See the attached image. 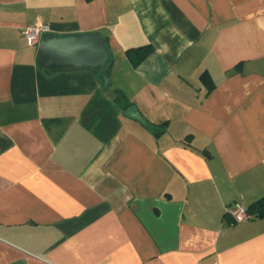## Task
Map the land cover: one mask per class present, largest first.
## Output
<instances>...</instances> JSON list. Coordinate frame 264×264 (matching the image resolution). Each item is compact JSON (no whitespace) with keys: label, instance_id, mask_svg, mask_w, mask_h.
Masks as SVG:
<instances>
[{"label":"crops","instance_id":"1","mask_svg":"<svg viewBox=\"0 0 264 264\" xmlns=\"http://www.w3.org/2000/svg\"><path fill=\"white\" fill-rule=\"evenodd\" d=\"M41 24L108 38L110 85L47 74ZM263 197L264 0H0V264H264L228 214Z\"/></svg>","mask_w":264,"mask_h":264},{"label":"water","instance_id":"2","mask_svg":"<svg viewBox=\"0 0 264 264\" xmlns=\"http://www.w3.org/2000/svg\"><path fill=\"white\" fill-rule=\"evenodd\" d=\"M37 63L49 75L87 70L102 76L104 84L110 85V69L114 60L106 38L99 34L62 36L45 33L37 47ZM126 114L147 123L136 105L131 106Z\"/></svg>","mask_w":264,"mask_h":264},{"label":"trees","instance_id":"3","mask_svg":"<svg viewBox=\"0 0 264 264\" xmlns=\"http://www.w3.org/2000/svg\"><path fill=\"white\" fill-rule=\"evenodd\" d=\"M108 38H106V43L108 45ZM154 52V48L152 46H143L139 48H132L127 51V57L132 63L134 67H138L140 64H142L152 53ZM111 56L114 60V57L111 53ZM116 98L117 101L124 106L126 110H128L131 106H133L126 96L119 90L116 92ZM164 126H167L168 123H164ZM160 132H158L159 134ZM202 153L206 157H210L209 153L206 151H202ZM249 212L253 215H255L258 219H264V197L253 203L249 208Z\"/></svg>","mask_w":264,"mask_h":264},{"label":"built area","instance_id":"4","mask_svg":"<svg viewBox=\"0 0 264 264\" xmlns=\"http://www.w3.org/2000/svg\"><path fill=\"white\" fill-rule=\"evenodd\" d=\"M49 32L46 24L28 26L22 30L23 37L29 45L38 46L41 37ZM228 214L236 223H244L254 220L255 215L251 214L246 206L237 202L228 208Z\"/></svg>","mask_w":264,"mask_h":264}]
</instances>
